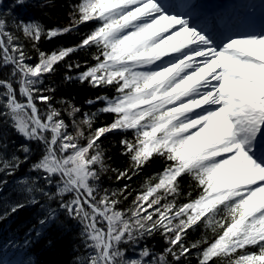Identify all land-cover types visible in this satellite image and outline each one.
Listing matches in <instances>:
<instances>
[{
	"label": "snow or ice",
	"instance_id": "snow-or-ice-1",
	"mask_svg": "<svg viewBox=\"0 0 264 264\" xmlns=\"http://www.w3.org/2000/svg\"><path fill=\"white\" fill-rule=\"evenodd\" d=\"M55 5L13 0L0 13V223L27 214L22 246L69 240V264H190L194 252L196 264H264V31L219 38L195 0L180 11L166 0H74L63 27L7 18ZM88 24L78 43L40 49ZM81 52L92 62L66 63L63 80L114 90L84 102L94 111L45 84ZM102 115L112 120L97 126ZM112 133L123 134V169L102 144ZM156 159L162 169L133 194ZM107 173L123 185L102 186ZM156 236L158 253L143 243Z\"/></svg>",
	"mask_w": 264,
	"mask_h": 264
},
{
	"label": "trees",
	"instance_id": "trees-1",
	"mask_svg": "<svg viewBox=\"0 0 264 264\" xmlns=\"http://www.w3.org/2000/svg\"><path fill=\"white\" fill-rule=\"evenodd\" d=\"M74 0H56L55 7L48 9L46 15H42L37 9H15L11 15L7 18L11 20L15 16H20L25 19L29 17H38L48 28L52 27H63L69 23L68 11L70 5ZM13 8V0H0V13H9ZM93 25L88 24L81 26L78 32H72L67 35L53 38L50 41L42 40L40 49L46 52H51L54 49L60 47L72 46L79 42L81 36L90 30ZM30 54L33 55V63L35 60V52L29 47ZM88 60L91 63V53L84 54L83 52L73 54L65 63L60 64L57 67V71L45 80L46 86L55 88V98L60 99H73L77 105H80L85 111H94V106H88L84 102L90 98H94L97 95L114 94V90L111 88L105 89H93L88 84H79L76 82H65L63 80L64 75L67 73L66 63H80L84 64V61ZM80 70H83L81 68ZM59 106V105H57ZM42 107V106H41ZM112 120L111 115H102L97 121V126L102 123H110ZM123 134L112 133L102 138V144L107 149L108 154L112 157L110 163L113 167L123 169L128 165V159L126 156L120 154L119 140ZM131 138V133L127 134ZM163 162L159 159L154 160L146 168L143 169L142 173L133 178L130 182V188L135 191L140 190V185L143 183L146 177H149L162 169ZM29 165L25 164L21 169L20 173H26ZM22 178V175H21ZM124 181L117 182L115 176L112 173L102 175V186L110 189H117L123 185ZM184 189L188 190V181H184ZM195 194V193H194ZM132 197H129V201L124 202L121 207H126L130 203ZM29 223V216L27 214H21L14 216L11 219L0 223V254L6 255L12 259H19L20 261H28L31 259L33 264H69L72 258L73 245L71 241L64 240L55 249L48 248L45 244H35L31 251L25 249L22 246L23 232L26 225ZM204 230L201 228L195 232L189 234L188 240H195L201 238ZM210 236L211 233H208ZM13 241L15 246H13ZM147 243L155 252H161L165 247L164 241L161 237L156 236L150 240L143 242ZM131 255V251L129 252ZM195 252L190 260V264H196Z\"/></svg>",
	"mask_w": 264,
	"mask_h": 264
},
{
	"label": "rangeland",
	"instance_id": "rangeland-1",
	"mask_svg": "<svg viewBox=\"0 0 264 264\" xmlns=\"http://www.w3.org/2000/svg\"><path fill=\"white\" fill-rule=\"evenodd\" d=\"M0 257H2V256H0ZM6 261H11L14 264V262L17 260H12L11 258H8V255H4L3 259H0V264H5Z\"/></svg>",
	"mask_w": 264,
	"mask_h": 264
},
{
	"label": "bare ground",
	"instance_id": "bare-ground-1",
	"mask_svg": "<svg viewBox=\"0 0 264 264\" xmlns=\"http://www.w3.org/2000/svg\"><path fill=\"white\" fill-rule=\"evenodd\" d=\"M172 3H174V2H172Z\"/></svg>",
	"mask_w": 264,
	"mask_h": 264
}]
</instances>
